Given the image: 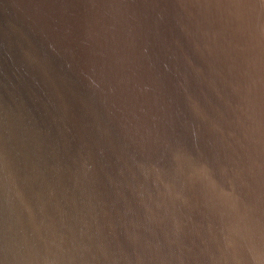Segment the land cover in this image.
Listing matches in <instances>:
<instances>
[{
	"label": "water",
	"instance_id": "95a60500",
	"mask_svg": "<svg viewBox=\"0 0 264 264\" xmlns=\"http://www.w3.org/2000/svg\"><path fill=\"white\" fill-rule=\"evenodd\" d=\"M0 264H264V0H0Z\"/></svg>",
	"mask_w": 264,
	"mask_h": 264
}]
</instances>
